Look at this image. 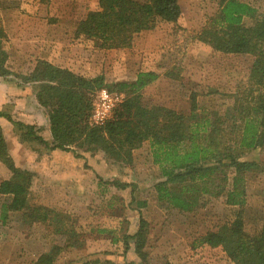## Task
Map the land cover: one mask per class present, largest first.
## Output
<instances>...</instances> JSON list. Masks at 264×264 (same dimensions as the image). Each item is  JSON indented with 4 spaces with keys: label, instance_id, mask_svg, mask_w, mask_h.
I'll return each mask as SVG.
<instances>
[{
    "label": "rangeland",
    "instance_id": "1",
    "mask_svg": "<svg viewBox=\"0 0 264 264\" xmlns=\"http://www.w3.org/2000/svg\"><path fill=\"white\" fill-rule=\"evenodd\" d=\"M239 1L264 14V0ZM179 5L181 17L175 24L155 22L135 35L129 48L103 50L74 35L77 24L98 10L97 0H0V28L9 59L14 57L9 62L12 75L0 78V114L34 127L47 145L25 140L22 130L1 117L0 133L15 167L33 174L30 203L51 212L47 223L33 227L22 225L19 214L8 213L0 222V264H34L38 254L53 247L61 249L54 264H104L110 261L105 248L117 245L112 252L120 256L123 238L135 232L140 217L147 226L149 264H229L221 248L200 242L230 219L223 199H210L188 215L163 211L154 200V186L163 178L147 143L133 151L130 164L109 160L100 151L52 150L46 111L36 101L34 86L20 79L37 60L87 79L103 76L108 85L155 71L159 78L144 90V104L188 114L195 99L198 112L213 111L227 120L224 115L233 111L247 87L253 57L224 55L196 40L217 12L216 0H179ZM243 159L260 166L244 181L241 219L246 231H252L260 227L264 210V148ZM8 178L0 162V182ZM116 182L128 187L118 190ZM3 200L0 196V205ZM145 201L146 208L139 210L137 203ZM134 258L131 249L120 263Z\"/></svg>",
    "mask_w": 264,
    "mask_h": 264
},
{
    "label": "trees",
    "instance_id": "2",
    "mask_svg": "<svg viewBox=\"0 0 264 264\" xmlns=\"http://www.w3.org/2000/svg\"><path fill=\"white\" fill-rule=\"evenodd\" d=\"M216 1L217 12L196 40L224 55L253 57L247 87L233 111L224 115L227 120L213 111L198 112L195 99L188 114L144 104V90L159 78L155 71L140 72L130 82L108 85L103 76L87 79L37 60L20 79L34 86L36 101L46 111L52 150L77 147L100 151L109 160L130 164L133 151L147 143L152 162L163 178L154 186V200L161 209L188 215L204 208L210 199H223L231 209L230 219L207 232L201 244L221 248L229 264H264V210L260 227L252 231H246L241 219L245 176L260 167L243 158L264 148V14L239 0ZM97 2L98 10L77 24L74 35L94 41L103 50L129 48L133 37L151 29L155 22L175 24L181 17L179 0ZM8 59L7 37L0 28V78L12 75L6 66ZM101 90L124 98L107 122L95 126L90 124L93 98ZM0 117L22 130L25 140L47 145L34 133V127L12 122L2 114ZM0 162L9 173V178L0 182V196L4 198L0 222L3 224L11 212L19 214L27 227L47 223L51 212L29 201L33 174L15 167L1 133ZM114 187L124 190L128 185L116 182ZM146 205V201L137 203L139 210ZM146 227L140 217L135 232L123 238V257L132 249L140 264H149ZM60 252V248L53 247L34 264H54Z\"/></svg>",
    "mask_w": 264,
    "mask_h": 264
},
{
    "label": "built area",
    "instance_id": "3",
    "mask_svg": "<svg viewBox=\"0 0 264 264\" xmlns=\"http://www.w3.org/2000/svg\"><path fill=\"white\" fill-rule=\"evenodd\" d=\"M123 98V95L109 93L106 90L97 92L93 100L90 124L101 126L107 122Z\"/></svg>",
    "mask_w": 264,
    "mask_h": 264
},
{
    "label": "crops",
    "instance_id": "4",
    "mask_svg": "<svg viewBox=\"0 0 264 264\" xmlns=\"http://www.w3.org/2000/svg\"><path fill=\"white\" fill-rule=\"evenodd\" d=\"M11 56H14V54L13 55H11ZM10 56V57H11ZM11 60H14V57H12V58H10V59H8V62H7V64H6V66H7V69L9 70L10 69V61ZM10 65V66H9ZM10 71V70H9ZM22 71V70H21ZM148 88V87H147ZM146 88V89H147ZM173 212V211H172ZM117 245H110L108 248H105V250H104V252H110V253H108L109 254V256H108V260H110L111 262H114V261H116V262H114L113 264H121L120 263V260H122L123 259V256H122V254L120 255V256H118L117 254H115V253H113L114 252V250H117V247H116ZM112 247H114V249L112 248ZM113 251V252H112ZM89 252V251H88ZM133 252V251H132ZM94 253L98 256V247L95 249V251H94ZM39 258V254L36 256V258H35V260H37ZM134 264H140V261L138 260V259H136V258H134L133 259V261H132ZM83 263V262H82ZM81 264V263H80Z\"/></svg>",
    "mask_w": 264,
    "mask_h": 264
}]
</instances>
